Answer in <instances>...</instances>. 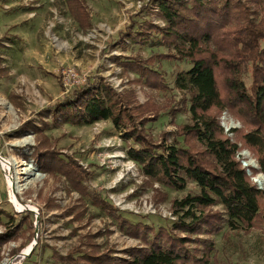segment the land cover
Segmentation results:
<instances>
[{
  "label": "rangeland",
  "instance_id": "1",
  "mask_svg": "<svg viewBox=\"0 0 264 264\" xmlns=\"http://www.w3.org/2000/svg\"><path fill=\"white\" fill-rule=\"evenodd\" d=\"M80 1L90 18L86 31L71 13V0H0V208L15 218L11 225L0 224V235L9 226L15 233L0 243V264H65L57 256L75 250L109 251L115 258L129 259L130 250L150 248L152 237L149 231L133 234L129 224L142 223L185 236L172 229L180 218L173 202L195 192L193 184L175 191L146 178L127 156L132 142H125L122 135L128 129H116L111 122L53 125L44 113L91 80L109 84L120 95L133 94L134 106L152 104L154 111L144 118L158 119L145 127L155 141L168 133L171 143L172 133L189 119L186 113L172 116L183 101L175 79L188 67L187 62H155L168 84L166 91L158 92L133 83L134 72L126 74L117 61L167 53L125 37L129 27L143 19L164 26L153 13L142 12L152 0ZM220 120L232 139V129L245 130L244 123L228 111ZM26 125L36 127V132ZM38 150L67 156L90 175L75 183L64 174L48 173L34 158ZM238 158L243 166L247 163L258 169L249 150L243 149ZM251 180L264 190L263 175ZM211 211L222 213V208ZM144 234L150 238L147 235L143 240ZM197 238L214 241L212 264H264V223L250 232L225 228L220 234ZM186 249L194 253L203 247L189 243Z\"/></svg>",
  "mask_w": 264,
  "mask_h": 264
},
{
  "label": "trees",
  "instance_id": "2",
  "mask_svg": "<svg viewBox=\"0 0 264 264\" xmlns=\"http://www.w3.org/2000/svg\"><path fill=\"white\" fill-rule=\"evenodd\" d=\"M70 4L81 28L88 30L91 23L84 3L71 0ZM145 11L164 26L143 19L131 25L125 37L167 53L117 61L126 74L134 72L133 83L158 92L168 89L165 73L155 66L158 59L188 63L175 79L183 101L181 108L172 110V116L186 113L189 119L172 133V142L168 133L160 141L147 135L145 127L158 120L144 118L154 111L152 104L134 106L133 94L120 95L105 82L98 85L90 80L44 113L53 125L60 121L76 126L111 122L116 129H128L122 135L125 142H132L127 156L146 178L175 191H185L193 184L195 192L173 202L180 218L172 229L185 236L142 223L129 224L135 235L139 231L152 234L151 238L147 234L150 248L130 250L129 259L115 258L109 251L75 250L57 256L65 264H212L216 259L214 241L197 237L220 234L225 228L250 232L264 223V190L251 180L264 176V0H152L150 7L142 8ZM225 111L245 125V130H231L234 139L221 124ZM243 149L252 153L258 169L243 166L238 158ZM34 158L42 170L64 174L75 183L90 175L77 162L54 151L38 150ZM216 206L222 213L211 211ZM14 219L0 208V224ZM7 228L0 243L15 234ZM189 243L201 244L203 249L193 253L186 249Z\"/></svg>",
  "mask_w": 264,
  "mask_h": 264
},
{
  "label": "bare ground",
  "instance_id": "3",
  "mask_svg": "<svg viewBox=\"0 0 264 264\" xmlns=\"http://www.w3.org/2000/svg\"><path fill=\"white\" fill-rule=\"evenodd\" d=\"M245 156L249 158V163H250L251 165H253V159L250 158L249 153H245ZM2 163H3L4 166L9 167V164L6 163L5 161L2 160ZM258 178H259V177H258ZM262 179H263L262 176H260V180H258V182H259L260 184H262V182H263V181H261ZM14 200H15V203H16L18 206H20L19 202H18L17 199H16V196H14ZM20 207H21V206H20ZM29 252H30V251H29Z\"/></svg>",
  "mask_w": 264,
  "mask_h": 264
},
{
  "label": "water",
  "instance_id": "4",
  "mask_svg": "<svg viewBox=\"0 0 264 264\" xmlns=\"http://www.w3.org/2000/svg\"><path fill=\"white\" fill-rule=\"evenodd\" d=\"M0 159H1V158H0ZM244 166L247 167V166H248L247 163H245ZM254 168H257V166L254 167ZM248 174L250 175V172H249V171H248ZM255 182H256V181H255ZM256 183H257V182H256ZM31 251H32V250H31ZM29 255H30V254H29ZM19 257H21V256H19ZM19 257H18V258H19Z\"/></svg>",
  "mask_w": 264,
  "mask_h": 264
}]
</instances>
